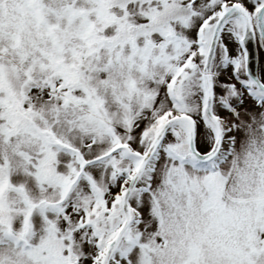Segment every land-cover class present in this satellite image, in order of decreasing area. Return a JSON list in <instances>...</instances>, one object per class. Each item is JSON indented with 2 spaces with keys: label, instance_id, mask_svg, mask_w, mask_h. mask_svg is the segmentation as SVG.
Masks as SVG:
<instances>
[{
  "label": "snow or ice",
  "instance_id": "1",
  "mask_svg": "<svg viewBox=\"0 0 264 264\" xmlns=\"http://www.w3.org/2000/svg\"><path fill=\"white\" fill-rule=\"evenodd\" d=\"M0 264H264V0H0Z\"/></svg>",
  "mask_w": 264,
  "mask_h": 264
}]
</instances>
